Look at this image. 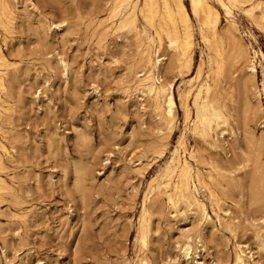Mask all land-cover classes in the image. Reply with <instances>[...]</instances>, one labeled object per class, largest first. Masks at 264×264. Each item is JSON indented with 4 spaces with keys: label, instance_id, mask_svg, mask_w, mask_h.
I'll return each mask as SVG.
<instances>
[{
    "label": "rangeland",
    "instance_id": "rangeland-1",
    "mask_svg": "<svg viewBox=\"0 0 264 264\" xmlns=\"http://www.w3.org/2000/svg\"><path fill=\"white\" fill-rule=\"evenodd\" d=\"M0 1V264H264V0H209L215 29L184 0L189 67L162 0L153 24L144 0ZM151 81L171 84L172 129ZM205 106L228 124L203 133ZM183 159L210 220L178 194Z\"/></svg>",
    "mask_w": 264,
    "mask_h": 264
},
{
    "label": "bare ground",
    "instance_id": "bare-ground-1",
    "mask_svg": "<svg viewBox=\"0 0 264 264\" xmlns=\"http://www.w3.org/2000/svg\"><path fill=\"white\" fill-rule=\"evenodd\" d=\"M163 5H164V9H165V14L162 16L163 21H160V26L162 31L165 33L167 39H168V46L170 49H172L174 51V61L175 63H182V61L184 60V63L186 66L189 67L190 62L193 58H191L190 56V47L193 43V32H192V25L190 22V15L189 12L187 10V7L184 3V0H162ZM257 2V1H256ZM1 3V1H0ZM115 3V2H114ZM192 3V11L194 13H198V11H201V14L204 16L205 21L207 23L212 24V27L215 29L216 27V21L218 19V10L217 8H215L209 0H191ZM120 4V3H118ZM117 4V5H118ZM258 4V3H257ZM256 4V5H257ZM260 5V4H259ZM136 7V5H135ZM134 7V9H135ZM114 8V7H113ZM25 11V10H24ZM143 12V16L146 18V20L148 22H150L151 24L154 23L156 15H157V8L155 6V0H144V8L142 9ZM61 13V12H60ZM263 14V13H262ZM16 15V14H15ZM14 15V16H15ZM200 16V15H199ZM264 17V16H263ZM12 19V18H11ZM14 19V18H13ZM258 21V20H257ZM103 22V21H102ZM139 24V23H138ZM111 25V24H110ZM134 22L131 19H127L124 20L123 22H121L120 27H126V28H131L134 27ZM170 26V27H169ZM180 26H182V32L180 29ZM262 27V26H261ZM11 28V27H10ZM110 28V27H109ZM138 28V27H137ZM140 28V27H139ZM224 29V28H223ZM222 29V30H223ZM141 30V29H140ZM214 31V30H213ZM224 32L227 31L226 33H228L229 31L226 30V28L223 30ZM181 32L182 34V42L179 40V33ZM215 31H214V40H215V44H214V49L216 50L217 55L219 56V58L215 59V66L216 68H221L222 64L225 63L226 59L224 58L223 55V49L222 47L218 46L217 43V37L215 36ZM230 33V32H229ZM228 33V34H229ZM212 37L213 34L211 33ZM231 37V34H229ZM144 37V36H143ZM233 37V35H232ZM235 37V36H234ZM206 38V37H205ZM12 39V38H11ZM10 39V40H11ZM144 39V38H143ZM229 39V38H228ZM234 41H237L234 39ZM240 41V40H239ZM236 43V42H235ZM241 43V42H239ZM208 44V42H207ZM238 44V42H237ZM235 44V45H237ZM239 46V45H237ZM242 46V45H241ZM149 48V47H148ZM237 48V47H236ZM242 48V47H241ZM16 49V47H15ZM145 49V48H144ZM210 49V47H209ZM238 49V48H237ZM244 49V48H243ZM134 50V49H133ZM212 51V49L210 50ZM245 51V50H244ZM15 52V50H14ZM240 52V51H239ZM147 53V52H146ZM171 53V52H170ZM241 53V52H240ZM244 53V52H243ZM3 54V53H2ZM244 55V54H243ZM246 55V54H245ZM241 56V55H239ZM5 57V56H4ZM147 58V56H145ZM229 57V56H228ZM230 58V57H229ZM228 58V59H229ZM234 58V57H233ZM231 58V59H233ZM240 58V57H239ZM143 59V58H142ZM237 59V57H236ZM234 60V59H233ZM10 61V60H7ZM12 61V60H11ZM232 60H228V62L231 63ZM236 61V60H235ZM249 61V60H248ZM168 62V61H167ZM145 63V62H144ZM168 64V63H167ZM232 64H234L232 62ZM230 64V65H232ZM129 65V64H128ZM202 64H200L199 66V70L200 68H202L201 66ZM66 67L65 65H62ZM145 66V65H143ZM143 66H140L143 68ZM235 66V65H234ZM230 67V66H228ZM166 68L168 69V67L166 66ZM232 68V66L230 67ZM165 71V68H163ZM225 69V68H224ZM239 69V68H238ZM248 69L250 71H252L253 73L256 71V66L253 62L248 64ZM135 70V69H134ZM203 70V69H202ZM230 69H227V71H229ZM233 70V69H232ZM240 70V69H239ZM2 71V70H1ZM226 71V73H227ZM236 71V66H235V70ZM61 72V71H60ZM183 72V71H182ZM232 72V71H231ZM231 72H228V74L231 76ZM163 73V71H162ZM186 73V72H184ZM211 73V72H210ZM234 73V72H233ZM256 73V72H255ZM202 74V73H201ZM224 74V71H223ZM135 75V74H134ZM212 75V74H211ZM238 75V74H237ZM133 76V75H132ZM240 76V75H238ZM247 76V75H246ZM245 76V77H246ZM215 77V76H214ZM236 77V76H235ZM248 77V76H247ZM129 78V77H128ZM133 78V77H132ZM225 78V77H224ZM237 78V77H236ZM151 78L149 76H145L143 78V80L145 81H149ZM192 79V78H190ZM230 79V78H229ZM244 79V76H243ZM242 79V80H243ZM246 79V78H245ZM245 79L243 81H245ZM249 79V77H248ZM158 80H160L158 78ZM215 80V79H213ZM212 80V81H213ZM228 80V79H227ZM126 81V80H125ZM132 81V79H131ZM161 81V80H160ZM222 81V80H221ZM236 81V80H235ZM238 81V80H237ZM162 82V81H161ZM160 82V83H161ZM218 82V81H217ZM130 83V81H129ZM0 84L3 85V78L0 77ZM166 84V83H165ZM163 83H161L160 86L154 85V82H149L147 83L146 87L148 88L149 91H155L156 92V104H158V109H159V116L161 119L164 120L165 125L167 126V128L172 129L173 126V121L174 118L176 116V102L174 99V93H173V89H171V84L165 85ZM218 84V83H217ZM242 84H244L242 82ZM232 85V84H231ZM234 87V86H233ZM209 88V87H208ZM207 88V89H208ZM220 88V86H219ZM243 88V87H242ZM19 89V88H18ZM142 91H144V89H142ZM236 91V90H235ZM244 92V91H243ZM150 93V92H149ZM159 93H163L162 94V98H163V102L161 104V101L159 99ZM4 95V94H3ZM18 95V94H17ZM247 95V94H246ZM9 98V95H8ZM249 98V97H248ZM236 102V101H235ZM181 105L186 113V115L188 116L190 114V104L188 102L187 97H183L181 99ZM146 106V105H145ZM254 107V106H253ZM155 108V107H154ZM205 113L204 116L201 119L202 124L204 125V129H203V133L208 134V129L213 128L214 124L216 126H219L221 123L222 124H228V116L227 114L220 110V109H213L212 107H208L205 106L204 107ZM246 111V110H245ZM249 117V116H248ZM193 118V117H192ZM176 120V119H175ZM5 122V121H4ZM162 123V122H161ZM164 130V129H163ZM13 132V131H12ZM223 132V131H222ZM246 132H248L246 130ZM15 133V132H14ZM166 134V133H165ZM264 136V134H262ZM252 136V135H251ZM257 136V135H256ZM162 137V136H161ZM246 137V136H245ZM19 138V137H18ZM243 138V137H242ZM157 139V138H156ZM167 139V138H166ZM243 140V139H242ZM241 140V141H242ZM196 141V140H195ZM247 142V141H246ZM196 143V142H195ZM198 143V142H197ZM196 143V144H197ZM82 146V145H81ZM164 146V145H163ZM200 146V145H199ZM50 148V147H49ZM80 148V147H79ZM201 148V146H200ZM241 148V147H240ZM244 150V149H243ZM252 150V149H251ZM257 150V148H256ZM6 151V150H5ZM49 151V150H48ZM247 151V150H246ZM208 152V151H207ZM206 152V153H207ZM249 152V151H248ZM247 152V153H248ZM257 153H259V151H256ZM5 153V152H4ZM251 153V152H250ZM252 154V153H251ZM260 154V153H259ZM8 155V154H7ZM210 155V154H208ZM214 156V155H213ZM252 156V155H251ZM260 157V155H258ZM212 157V156H211ZM235 157V156H234ZM213 158V157H212ZM244 158V157H243ZM252 158V157H251ZM261 158V157H260ZM6 159V158H5ZM204 159V158H202ZM247 159V158H246ZM249 159V158H248ZM184 160V159H183ZM238 160V159H237ZM205 161V160H204ZM15 162V161H14ZM254 162V161H252ZM262 162V161H260ZM204 163V162H203ZM206 164V163H205ZM8 166V165H7ZM87 166V165H86ZM254 167V166H251ZM13 168V167H12ZM83 168V167H82ZM78 169H80L78 167ZM251 169V168H250ZM1 170V169H0ZM82 170V169H81ZM80 171V170H79ZM252 171V170H251ZM241 174V173H240ZM253 174V173H252ZM263 174V173H262ZM14 175V174H13ZM24 175V174H23ZM189 175H190V165L188 163V161L185 159L184 163H183V167L181 170V178L179 180V184L177 186L178 188V194H182L183 197H185L186 202L188 203L189 206H192L193 208L195 207L197 211L202 212L204 218L210 220L212 219L211 216L209 215V213L206 210L205 207V203L204 201L200 200L199 198H196L191 192H190V182H189ZM159 176V175H158ZM236 176V175H235ZM261 176V175H260ZM64 177V176H63ZM239 177V176H238ZM253 176H251L252 178ZM262 179V177H260ZM259 178V179H260ZM15 179V178H14ZM4 179L0 176V181H3ZM78 180V179H77ZM153 180V179H152ZM81 181V180H80ZM15 184V183H14ZM258 184V183H257ZM263 185V184H262ZM6 187V186H5ZM257 187V186H256ZM36 188V187H35ZM260 188V186H259ZM241 189V188H240ZM263 189V188H262ZM145 193V192H144ZM263 196V193L261 194ZM177 196V195H176ZM159 197V196H158ZM181 198V197H180ZM154 199V198H153ZM154 202V201H153ZM178 202V201H177ZM151 210V209H150ZM24 226V225H23ZM26 235V234H25ZM260 238H261V242L264 244V225L262 227H260V229H258L257 234ZM142 239L145 240V234H142ZM200 240V238H199ZM191 249H192V237H188V239L183 243L182 245V255L184 258H187L188 255L191 253ZM4 250V249H3ZM244 252L242 250H240L238 253H236V259L238 261V263L240 264H244L245 263V259H244Z\"/></svg>",
    "mask_w": 264,
    "mask_h": 264
}]
</instances>
